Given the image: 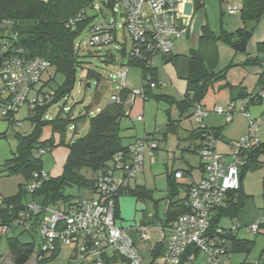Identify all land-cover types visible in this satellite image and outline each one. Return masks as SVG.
Instances as JSON below:
<instances>
[{
	"label": "built area",
	"instance_id": "built-area-1",
	"mask_svg": "<svg viewBox=\"0 0 264 264\" xmlns=\"http://www.w3.org/2000/svg\"><path fill=\"white\" fill-rule=\"evenodd\" d=\"M90 1L95 3L96 14L99 11L97 3L111 10L114 17L120 9L124 23L121 26L116 21L93 25L89 45L109 47L117 42L118 30L122 28L131 37V55L148 65H152L150 56L173 52L176 41L184 34L183 20L190 16L185 11L188 0ZM233 11L230 9V12ZM84 16L81 13L75 20H70L69 26L82 21ZM1 25L11 27L12 22L6 20ZM8 35L0 38V120L10 119L25 106L31 112L53 100L52 96L42 91L41 86L42 77L51 64L40 57H27L19 44L18 33L11 32ZM124 42L127 43L125 38ZM127 76V72L122 69L112 78L111 82L118 86V92L112 97L111 103L124 104L130 109V103L136 98H144V90L129 89ZM122 90L130 92L126 102L119 94ZM259 97H264V90L259 93ZM211 113L224 116L227 123L233 121L236 113L247 120V133L230 143L227 153L219 150L218 139L206 125ZM193 118L202 133L198 156L203 173L197 181L188 177L187 213L169 223L157 219L155 227L151 226L154 221L143 220L126 229L115 219L116 199L123 191L135 186L146 159H153L158 150V143L145 136L129 145L125 151L118 152L111 164L96 174L94 190L98 199L76 197L67 203L50 205L30 201L24 210L17 213V227H27L33 223L37 225L39 251L44 254L39 260L51 256L60 247H71V264H196L201 257L207 264H232L229 235L237 229L222 225L213 227L212 219L220 209L226 208L232 199L231 195L241 189L242 171L249 165L250 155L263 144L260 130L264 119L252 118L246 106H237L234 102H230L226 109L215 106L213 111L196 104ZM138 120L142 121V116ZM16 124L21 125L17 120ZM40 154L44 155L46 151L41 150ZM175 177L181 180L185 176L183 172H176ZM49 179L50 174L45 171L35 173L32 181L26 185L27 192L34 193ZM148 218H154L153 214ZM263 226L264 219H261L253 223L248 232L258 235ZM7 230L5 227L4 231ZM130 230L136 231L141 241H150V231H158L162 235L160 242L164 244L160 259L153 262L151 258V261L146 262ZM249 264L261 262L255 259Z\"/></svg>",
	"mask_w": 264,
	"mask_h": 264
},
{
	"label": "trees",
	"instance_id": "trees-1",
	"mask_svg": "<svg viewBox=\"0 0 264 264\" xmlns=\"http://www.w3.org/2000/svg\"><path fill=\"white\" fill-rule=\"evenodd\" d=\"M202 4L203 0H195V9L198 10L201 8ZM94 9L95 3L90 0H0V38L9 36L8 34L11 32H17L19 35V44L24 49L27 57H40L47 60L51 66L55 67L56 72L64 77L63 84L58 88V92L55 93V98L51 102H57L60 98L67 97L72 89L74 83L73 74L77 72V68L80 65V47L76 44V40L82 32L91 29L89 11H94ZM100 11L103 14V10ZM81 13L85 14L83 20L76 22L73 26H69L68 22L75 20ZM96 15H99V13ZM240 15L244 24L248 22H257L259 24L264 17V0H242ZM6 20L12 22L11 27L1 25ZM251 35L247 34L245 28H243L232 34L222 31L217 37L209 26L203 27L199 48L192 52L188 60L187 73L182 77L187 82V91L183 99L178 102H175L172 97L154 94L152 92V84L158 87L157 82L152 79L150 82L148 81L152 65L141 62L131 54L128 56V64L143 69V80L142 86L140 87L144 90L143 99L146 101L151 98L166 100L172 104L175 102L181 114H183L189 109H193L196 104H202L207 108L208 103L218 93L226 89L234 88L227 82V75L235 65L231 63L224 69L220 70L218 68L219 53L217 43L224 42L234 47L235 44L242 40L247 42ZM124 49L126 48L124 47ZM124 49L122 50L123 53L125 51ZM257 52L264 54V42L258 45ZM111 55L110 57L113 58ZM155 55L150 56L151 60ZM263 60L264 58L262 57L248 56L242 66L257 67L261 65ZM85 73L88 80L87 83L95 79L97 87L100 86L102 81L100 74L91 70H87ZM259 84L264 87V73L260 75ZM263 90L261 89V91ZM42 91L44 92V86H42ZM238 92H243V89L239 88ZM119 94L123 102L128 101L130 98V92L128 90H122ZM241 99H247L249 105L256 104L262 100L259 97V93L255 96H250L243 92L237 98L233 96L232 102L236 103L235 101ZM51 102L28 112L34 127L30 133L16 134V138L18 139L17 151L5 163V168L9 175L20 174L25 178V183L19 186V193L14 197L5 198L3 203L6 208L0 209L2 225L7 226L9 229L12 228V225L16 226L15 223L19 219L17 213L24 210L26 204L30 201H35L43 205L63 204L77 197L68 193V190L71 188H76L78 192L82 190L95 192V181L86 179L83 172L88 170L97 174L99 170L111 164V161L118 152L125 151L128 147L123 144V138L121 136V123L128 112L124 104L118 105L110 103L104 109H98L97 114L89 118L88 133L84 137L67 143L65 141V135L72 121L70 116L64 118L58 115L52 120H44ZM16 114L10 116L8 120L4 118L0 121L7 122L8 128L13 127L17 125ZM45 125L51 127L52 135L49 139L42 141V128ZM177 129L178 123L176 121H170L168 130L176 132ZM209 130L215 135L218 141L221 140L222 130L220 128H209ZM147 136H150L157 142L154 136ZM5 137L6 133L0 134V139ZM201 137L202 133L199 128L190 132L188 136L190 141L199 140V145L194 147L193 150L197 154ZM61 146L66 147L68 151L61 175L58 177L50 176V179L43 182L40 188L34 193H28L26 185L32 181L33 175L44 171L42 160L35 155L36 152L40 153L41 150H45L48 153ZM187 150L189 152L191 151L190 148ZM262 155H264V143L250 155L249 165L242 171L243 178L247 171L259 167V158ZM199 170L203 173L202 164H200ZM176 172H183L185 177L192 178V169L167 172L169 191L166 197L167 206L162 217L159 213H157L156 217L161 222L169 223L175 221L178 217L189 211L186 204L188 196L186 195L184 199H179L180 185L177 183L179 179L175 177ZM186 190L188 194V185H186ZM150 193L143 186H134L123 191L120 197L116 199L115 219H120L118 201L122 196H131L139 201H145L151 198ZM231 198L226 208L220 209L212 219L213 227L224 226L223 222L225 220L237 217L239 212L244 208L249 196L245 195L241 184V189L234 195H231ZM28 229V233L32 231L36 233L37 225L34 223L30 224ZM261 229H264V226ZM229 240L231 241L230 251L232 256L236 254L249 256L256 243L253 240L240 239L237 231L229 235ZM8 243L16 264H25L33 255L44 257V254L36 249L34 242L25 243L19 239L10 238L8 239ZM57 252L58 250L51 256H46L40 260V263L44 264L47 261L54 260ZM163 252V242L157 243L151 254L152 261L155 262L158 260L163 255Z\"/></svg>",
	"mask_w": 264,
	"mask_h": 264
},
{
	"label": "rangeland",
	"instance_id": "rangeland-1",
	"mask_svg": "<svg viewBox=\"0 0 264 264\" xmlns=\"http://www.w3.org/2000/svg\"><path fill=\"white\" fill-rule=\"evenodd\" d=\"M232 4H235V0L232 1ZM228 7L225 10L224 18L229 21L232 25L231 27H237L240 22H242L241 15L237 11V6ZM99 15L93 10L89 11L91 17L90 27L96 24L101 23H112L117 22V25H122L123 18L121 16L122 11L118 9L116 17L112 14L111 10H107L102 4L97 3ZM230 9H234L233 12H230ZM103 10V14L101 11ZM108 15L106 19L103 17ZM220 26L218 31L220 30ZM222 31V30H221ZM235 32L237 30H234ZM258 33L260 29L256 30ZM256 31L251 35L250 39L246 42H250ZM234 32V33H235ZM231 34V33H228ZM91 38V32L89 29L82 32V34L77 38L76 44L79 45V62L80 65L77 68L76 80L73 83L72 89L67 95V97L60 98L57 102H51L50 107L44 117V120H52L58 115H61L64 118L70 116L72 120L69 124L65 135V141L69 143L72 140L84 137L89 131V118L97 114L98 109L102 110L107 105L111 103V99L114 95L117 94V85L111 82L112 78L117 76L120 70H124L128 74L127 85L129 86L131 82L133 86L140 87L143 77V69L140 67L130 66L128 64V56L132 51V40L131 37L122 29L118 30V40L109 47H91L89 45ZM124 38L127 40V43L124 42ZM227 45L224 42H220ZM247 45V44H246ZM229 46V45H227ZM124 47L126 49H124ZM231 47V46H229ZM258 48V45H257ZM125 50L124 53L122 50ZM250 52V48H248ZM247 57L250 56L249 53L245 52ZM113 58L110 57V55ZM244 55L239 53L238 56ZM246 56V55H244ZM228 60V59H223ZM228 63V62H227ZM155 65V64H154ZM252 68V67H248ZM91 70L101 75L102 81L99 87H97V82L95 79L90 80L92 88H87V77L85 71ZM240 73L241 71L238 70ZM166 74L161 71V78L159 80L158 87L156 90L162 91L167 87L166 84ZM64 77L56 72L55 67L51 66L42 77V85L44 86V92L48 93L55 98V93L58 92V88L63 84ZM160 86V87H159ZM249 89V86H246ZM173 92V90H169ZM238 91V90H237ZM248 91V90H247ZM261 91V90H260ZM259 91V92H260ZM175 96V95H174ZM230 96V91L226 90L221 92L218 97V105L225 108V102L222 100L225 97ZM175 102L180 101L179 96L176 94L175 98L172 97ZM262 102L258 105H253L254 108L261 109L264 111V97ZM171 103L166 100H156L154 98L149 99L145 102V122L146 128L149 131V135L154 136L158 142L159 150L155 154L153 159L147 158L144 165V171H142L138 177L135 186L146 187L150 191L151 198L143 200H137L134 197L127 196L122 197V200H127V206L123 209L124 215V227L130 229V227L135 224H140V221L143 218L144 211L147 213V217L150 214H153L154 218H147V221H154L155 223L151 226L155 227L158 223L157 213L162 217L164 210L167 206L166 197L168 196V170L172 171L175 169H192V173L195 176L199 174L200 167V157L197 153L193 152L195 141L189 140L188 136L190 132H193L198 129V124L193 118V109H189L187 112L181 114L176 103ZM130 103V102H129ZM132 103H130L131 105ZM239 104V103H238ZM209 111L212 105L208 104ZM251 105V107H253ZM226 109V108H225ZM129 111V108H127ZM131 112L127 113L126 117L123 118L121 123V136L125 143L128 142L126 138L131 133L133 137L135 136L134 132L143 128L142 122H136L130 118ZM252 118H263L261 116L255 117L250 113ZM208 119V118H207ZM206 119V120H207ZM16 120L20 121L21 125H14L13 127L8 128V123L1 121L0 129L6 130V137L0 139V195L2 201L5 198H10L6 196L14 197L19 193V185L22 182H25V178L20 174H8L5 168V163L8 159L12 158L14 153L17 151L18 139L16 138L17 133H30L34 127L33 122L29 118L27 106L21 108L16 114ZM170 121H176L178 123V129L176 132L168 130V124ZM220 123V122H217ZM76 128V129H75ZM260 130V137L262 139V129ZM75 129V130H74ZM0 134H3L0 132ZM52 131L49 125H45L42 128V141L47 140L51 137ZM150 137V136H149ZM221 141V140H220ZM190 148L189 152L187 149ZM68 154L67 148L64 146L57 147L52 152H48L44 155H41L39 152H36V156L40 157L43 164L44 170H52L53 175H59L62 172L63 165L66 161V155ZM83 174L88 180H95L96 174L88 170L84 171ZM264 178V163L260 164L259 167L255 169H250L246 172L244 178V186L246 188L245 195L249 196L244 208L239 212L237 217L234 219H228L223 222V225L227 227H232L237 229V235L240 239L253 240L259 245L261 243V236L264 234V231H260L258 235L248 232L250 226L264 219V190H263V181ZM177 183L180 185L179 188V199H184L187 195L186 185L189 183V178L184 177L181 180H178ZM4 193V194H3ZM69 194L75 195L77 197H82L86 199H98V195L95 192L89 190H82L78 192L76 188H71L68 190ZM5 195V196H3ZM0 201V202H2ZM156 205V207H155ZM158 209V212H156ZM11 233V232H10ZM132 236L136 237V231L132 230ZM8 237V236H7ZM7 237L2 239V248H0L1 253L9 252ZM150 241H139L136 238L138 248L140 253L144 257L145 261L150 260L149 250L150 247L160 240V233L156 230L150 231ZM23 239L34 242L36 249L40 248V238L32 231L28 235L23 236ZM67 250H72L71 247H67ZM243 255H234L232 256V262L235 263L238 260L243 259ZM204 260L201 257L200 261Z\"/></svg>",
	"mask_w": 264,
	"mask_h": 264
},
{
	"label": "crops",
	"instance_id": "crops-1",
	"mask_svg": "<svg viewBox=\"0 0 264 264\" xmlns=\"http://www.w3.org/2000/svg\"><path fill=\"white\" fill-rule=\"evenodd\" d=\"M232 1L233 0H203L202 7L197 10V9H195V0H188V4L185 6V11L190 16L183 20L184 34H183L182 38L176 41L172 54L166 55V56L157 54L152 59L151 74L149 76L148 81L150 82L151 79L155 82H159V80H163V79H160L161 78V71H163V78H164V74H166V76H167V78H166L167 87L165 88L164 91H162L163 93L160 92V88H158L159 90H156L157 89V86H156L155 88L152 89V92L154 94H160V95H165V96L174 97V98L177 94L180 98V101L183 99V97L187 91V82L182 77L187 73L188 60L190 59L192 52L195 50H198V48H199L200 37L202 35L203 27L209 26L212 29V31L216 34L217 37L221 34L222 31L232 34L235 32L234 30L238 31L240 29L245 28V24L243 21L240 22V24H238L237 27H231L232 25L229 23V21L225 22V20H227L224 18L225 10H227L228 7L235 5V4H232ZM235 3H236L235 6H237V11L240 14L242 0H235ZM219 26L221 28L218 31ZM257 28L260 29L259 33L256 31ZM257 28L255 29L256 34H255L254 38L250 42L246 43L247 45H246L245 52L249 53V55L252 57L258 56L260 58L261 57L264 58V54H259L257 52V45L264 42V17L262 18L261 22L258 24ZM248 48H250V52H248ZM217 49H218V53H219V67L218 68L220 70L224 69L225 67H227L231 63H233L235 65V67L233 69H231V71H229L228 75H227V82H229L234 88L233 89H226V90L230 91V96L225 97L222 100L223 102H225V105H226L225 108L228 106V104L230 102H232L233 96L237 98L238 95L242 94L243 92L247 93L250 96L251 95L255 96L256 94L261 92L260 91L261 89H264V87L259 84L260 75L262 73H264V60L261 63V65L257 66V67H252V68L243 67L242 64L247 59V54L245 52H243V54L246 56H244V55L238 56L239 53H242V52L236 51L234 49V47H229L225 44L222 45V43H220V42L217 43ZM223 59H228V60L224 61ZM238 70H240L241 72L239 73ZM127 80H128V76H127ZM142 80H143V77H142ZM132 84H134V80H133V83L131 82V84L129 86L127 85L129 89H139L142 86V82H141L140 87L133 86ZM246 86H249V89H247ZM239 88L243 89V92L239 93L237 91ZM169 90H173V92H171ZM226 90H223V91H226ZM223 91H221V92H223ZM221 92L218 93V95L215 96L208 103V104L212 105V106H210L211 107L210 109L214 108L215 106H220V105H218L217 99H218L219 95L221 94ZM262 101L263 100L259 101L256 104H253V105H258L260 103H263ZM145 102H146V100L141 98V97L136 98L132 102L129 111L127 112V113L131 112L130 118L132 116L133 121L142 122L143 125H145V127L143 128L142 133H140L141 129L139 132H138V130L136 132H134V134H135L134 137H133L132 133L130 135H128L126 137L128 139V142L125 143L123 141V144L125 146L126 145L129 146V145L133 144L134 142L138 141L139 139L150 134L148 129L146 128V122H145V117H144ZM235 102H236L237 106H246L247 110L250 113H252L253 116H255V117L261 116L264 119V111L262 112L261 109L254 108L253 105H252L253 107H251V105L248 104L247 99L246 100L241 99V100H237ZM208 107L209 106L207 105V108ZM220 107H222V106H220ZM139 116H142V118H143L142 121L138 120ZM217 122H220V123H217ZM206 125H207V127L212 128V129H219L220 128L222 130L221 141L220 140L218 141V146H219V150L221 152H225V153H227L229 150L230 142L239 139L240 137L245 135L248 131L247 120L239 113H236L234 115L233 121L229 124L226 123L224 116L217 115L215 113H211L210 116L208 117V119L206 120ZM6 130H7V128L5 130L0 129V132L5 133ZM260 139H261V137H260ZM195 142L196 143H195L194 147H197L199 145V140H197ZM261 142L264 143V128L262 129ZM156 154H157V152H156ZM66 157H67V155H66ZM263 163H264V155H262L259 158V164H263ZM180 170H182V169H175L172 171L174 172V171H180ZM44 171L49 173L50 176H52V177H58L62 173L61 172L59 175L58 174L53 175L52 170H44ZM168 171H170V170H168ZM201 177H202L201 170H199L198 176H195L192 173V178L196 181L199 180ZM244 178L242 179V190L244 191V193H246V188L244 186ZM24 183L25 182H22V183H20V185H22ZM262 184H263V181H262ZM137 186H139V185H137ZM0 195H2V194H0ZM3 196H5V195H3ZM263 196H264V194H263ZM6 197H11V196H6ZM122 197H127V196H122ZM122 197L118 201L119 210H120V219L118 220V222H119V225H121L123 228H125L124 227L125 218L123 215V209L127 206V200H122ZM4 208H6V207L4 206V203L2 201V202H0V209H4ZM147 218H148L147 213L144 211V215H143V218L141 221L146 220ZM5 227H7V226H3L1 219H0V248H2L3 237H7V236H8L7 242H8V239L12 238V239H17V240L19 239L20 241L25 242V243H29V241L23 239V236L29 234L28 233L29 225H27V228L23 227V226L15 227L14 225H12V228H10V229L7 227L9 230H7L6 232L4 231ZM224 227H227V226L224 225ZM261 230L264 231V229H261ZM131 233H132V230H130V234ZM131 236H132V234H131ZM160 237H161L160 240L157 241L154 244V246L150 247V250L148 251L149 256H150L149 261H151V254H152V251H153L155 245L157 243H159L162 239L161 234H160ZM132 238L138 247V244L136 242V238L139 241H141V240L138 238V236H136V237L132 236ZM261 238H262L261 243L259 245H257V243H255V247L249 256H246L244 254H236V255H243L244 258L241 260H238L235 263H233L231 260V263L232 264H245V263L249 264L252 260L258 259V260H260V262L262 264H264V234H262ZM150 240H151V238H150ZM141 242H143V241H141ZM8 248H9V252H7V253H3V252L1 253V251H0V259L3 258L5 255L13 256L11 253L10 247H9V243H8ZM72 251L73 250H67V247H60L58 249V252L56 253V258L54 260L47 261L44 264H71ZM33 256L35 257L36 255H33ZM38 256H40V255H37V257H35V258H37L36 263L41 264ZM14 264H16L15 261H14ZM196 264H207V262L205 260H201V261L199 260Z\"/></svg>",
	"mask_w": 264,
	"mask_h": 264
},
{
	"label": "water",
	"instance_id": "water-1",
	"mask_svg": "<svg viewBox=\"0 0 264 264\" xmlns=\"http://www.w3.org/2000/svg\"><path fill=\"white\" fill-rule=\"evenodd\" d=\"M106 18V16H104ZM258 27L257 22H248L245 24V31L247 34H253L254 30ZM234 49L238 52H245L246 50V41L242 40L241 42L237 43L234 45ZM76 80V73L74 72L73 74V81L75 82ZM87 88L91 89L92 86L90 83H87ZM37 257V256H35ZM34 256H32L26 264H37L36 259ZM1 264H14V258L13 256L10 255H5L3 258L0 259Z\"/></svg>",
	"mask_w": 264,
	"mask_h": 264
}]
</instances>
